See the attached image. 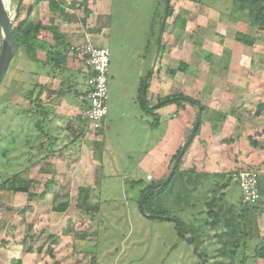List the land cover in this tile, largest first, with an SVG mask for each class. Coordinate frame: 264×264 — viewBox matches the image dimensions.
<instances>
[{"label":"rangeland","instance_id":"rangeland-1","mask_svg":"<svg viewBox=\"0 0 264 264\" xmlns=\"http://www.w3.org/2000/svg\"><path fill=\"white\" fill-rule=\"evenodd\" d=\"M166 1L112 0L102 33L110 50V65L108 114L104 132L96 136L100 142L92 136L95 132L77 120L78 102L61 92L73 81L83 92L86 68L82 59L70 52L66 72L56 70L53 77H46L42 65L29 60L24 49L17 51L0 85V182L19 175L32 184L29 193L0 189V264L12 260L20 264H201L197 254L203 251L210 258L207 264H232L230 258L215 256L220 245L214 236L222 230L220 226L205 227V204L216 182L222 185L235 171L248 167L242 164L241 151L263 142L264 32L250 21L247 10L233 13L232 0H170L173 16L181 20L168 18L163 23ZM34 2L22 0L14 25L30 13L34 23L51 30L58 25L54 31L59 34L69 29V34L80 35V24L60 28L61 22L66 23L48 10L47 1ZM17 3L5 0L11 18ZM73 10L81 20L84 13L76 5ZM237 33L252 37L253 44L237 42ZM46 37L51 41L50 34ZM1 41L0 31V50ZM38 57L43 58V54ZM231 57L234 60L227 61ZM232 61L237 67L231 66ZM180 63L187 66L183 72L178 70ZM162 66L166 76L156 85L157 95L162 100L169 93L193 96L202 105L201 111L196 104L177 100L179 117L174 116L172 122L157 123L155 116L144 113L141 102H150L151 88L147 86L143 95L144 84L148 79L150 82L152 68L155 76ZM168 70H177L181 76L168 79L173 77ZM36 84L59 90L47 100L43 94L42 99L52 110L46 120L57 127L61 152L43 160H38L44 156L38 144L45 137L38 139L39 131L34 127L40 117L21 115L23 109L30 108L23 95ZM211 102L212 108L208 107ZM192 109L194 123L181 143L179 157L158 181L156 169L168 160L165 155L173 151ZM199 114V132L191 141ZM68 121L73 123V134L67 129ZM218 130L219 152L212 158L209 175L202 170L205 137ZM69 140L73 143L68 144ZM191 147L195 152L189 157L193 168L183 170L180 161L173 174L180 156ZM147 175L153 180H147ZM262 180L260 177L258 187L261 185L264 192ZM148 187L158 189L143 205L146 196L141 195ZM222 192L228 204L243 211L241 192L232 179ZM41 193L43 199L39 198ZM85 194L91 196L88 202ZM60 205L66 209L56 210ZM244 211L247 232L264 242V197ZM177 221L184 234L188 230L203 233L197 254L187 243L190 235L179 237Z\"/></svg>","mask_w":264,"mask_h":264},{"label":"trees","instance_id":"trees-1","mask_svg":"<svg viewBox=\"0 0 264 264\" xmlns=\"http://www.w3.org/2000/svg\"><path fill=\"white\" fill-rule=\"evenodd\" d=\"M48 3V10L56 13L58 16L65 19L66 13L65 8L73 9L75 4L67 5L61 0H35L34 3ZM196 1V0H192ZM198 1V0H197ZM200 1V0H199ZM232 9L233 13L243 12L245 10L248 11V15L250 21L258 25V28L264 32V0H232ZM22 4V1H21ZM20 4V5H21ZM82 5V3H81ZM80 5V6H81ZM85 7V6H84ZM22 5L18 9V13L21 11ZM85 15H88V11H84ZM20 14V13H19ZM74 21L81 22L77 19L76 16H72ZM168 18H173V20H181L178 16H173L172 6H168L167 12L165 14V20ZM53 22V21H52ZM175 23V22H174ZM58 27V25H56ZM56 27V28H57ZM54 28V27H53ZM54 28V29H56ZM51 30L50 28H46L42 26L41 23H34L31 20V14L29 13L27 17L21 21H18L12 29L13 36L18 44L19 49H24L26 55L29 60L35 62L37 64L42 65L46 70V77H53L56 70H59V73L66 72L65 64L67 62L68 56L70 52H73L70 48L69 44L64 40V38L57 31ZM46 34H50L51 41L46 40ZM235 40L239 43L245 45H252L254 39L248 35L237 33L235 35ZM18 49V50H19ZM39 53L43 54V58H39ZM17 54V52H16ZM15 54V55H16ZM187 66L184 63H180L178 70L184 71ZM170 75H174L177 70H168ZM88 76V74H87ZM64 81V80H62ZM68 81V80H66ZM62 84V83H61ZM61 86V85H60ZM77 82H70L67 90H61L63 93H67L70 98L76 100L78 103L81 102L79 97L81 95L86 94V90L84 92H79L76 88ZM74 88L73 92H70V89ZM59 90L53 91L49 90L46 86H39L38 84L34 85V87L30 90H27L23 97L30 104L29 109H23L21 115H25L27 118L32 119L34 116H39V120L34 122V127L38 129L39 135L38 139L41 137H45L44 141L39 142L38 149L41 153H44V156L38 158V160H43L44 158H48L51 156H55L61 152V149L58 148L59 137L56 135L57 127H53L50 125V121H47L46 118L48 114L52 113L50 107H45L42 99L43 94H47L46 100L53 95L58 94ZM177 100H185L189 102H193L196 104L200 111L203 109L202 105L195 102L192 98L188 96H169L165 99L159 100V105H165L167 103L175 102ZM82 107L86 104H80ZM142 110L145 114L150 116H155L153 114L154 108H149L147 103H142ZM77 120H82L80 115H78ZM156 118V116H155ZM46 121V125L44 124ZM83 121V120H82ZM84 122V121H83ZM157 122V118H156ZM153 123V125L156 124ZM85 123V122H84ZM85 125H87L85 123ZM200 128V114L198 115V125L192 135L191 141L195 136H197ZM67 129L70 131L73 130V123L68 121ZM101 130V129H100ZM99 130V131H100ZM97 131L96 133H98ZM73 134V131L70 132ZM190 141V143H191ZM73 140H69L68 144H72ZM188 144V146L190 145ZM257 146V143H252ZM65 149V146H64ZM183 155L180 156L174 170L173 174L178 170V166L180 164V160ZM179 157V154L176 158ZM175 158V159H176ZM172 174V176H173ZM171 176V177H172ZM233 175L229 177L226 183L220 185L219 183H215L213 190L211 191V198L205 204V208H207V219L204 221L205 227H209L210 229H215L220 226L222 230L219 234L214 236L216 238L217 243L220 245L219 250L217 251L216 257H225L230 258L232 264H248L249 261L252 264H255L256 261H264V242L260 241L257 236H252L247 232V228L245 225V211L252 209L254 206H245L241 203L240 197V207L243 211H238L235 204H228V202L224 199L226 197V193H223L222 190L228 189L229 183L231 182ZM171 179L168 180L167 184ZM49 183H52L50 181ZM32 182L26 179H22L19 175H11L6 180L0 182V189L5 191H10L13 193H29V189L31 187ZM237 184V183H236ZM165 186V185H164ZM156 187H148L143 190L141 196H146L143 201V205L146 203V199L152 196L157 190ZM44 193H41L39 198H44ZM80 196V195H79ZM91 196L87 194L84 195V201L88 202ZM82 198V197H81ZM239 205V202H238ZM66 206L60 205L56 210L64 211ZM177 223L178 235L180 238H185L190 235L193 237V246L195 250H198V246L201 244L203 238V233L196 230H188L185 234L182 233L183 225L180 222ZM52 250L49 249V253ZM202 257L203 264H207L209 255L206 251L199 253ZM10 264H20L17 261H11Z\"/></svg>","mask_w":264,"mask_h":264},{"label":"crops","instance_id":"crops-1","mask_svg":"<svg viewBox=\"0 0 264 264\" xmlns=\"http://www.w3.org/2000/svg\"><path fill=\"white\" fill-rule=\"evenodd\" d=\"M61 1H63L67 5L75 4L77 7L80 8L81 12L84 13V16L80 20L81 22H76V21H74V19L72 17V16H74L73 15L74 14V10L67 7V8H65V13H66L65 19L61 18L62 21H65L66 24L63 25L62 22L59 24L60 28H62V26L63 27L65 26L66 28H69V27H72L74 24L77 27V26H79V25H77V23L80 24V27H81V31H79L80 35L79 34L78 35L77 34H69V29L66 30V31H61V36L69 44V46L72 49V51L76 47H81L82 45H84L86 43H91L93 45H98V46H105L104 42H103L105 37L102 35V33L106 29L105 28L106 27L105 26V20H106V18H108L109 13L111 11L112 0H61ZM81 3H82V5H81ZM84 11H88L89 14L85 15ZM51 21H53V19H51ZM75 55L78 56L79 58H81L79 55H77V54H75ZM109 56H110V50H109ZM229 60L231 62V60H234V57L233 58L231 57L227 61H229ZM82 61H83V59H82ZM235 61H237V58H235ZM230 62H228V67L229 68H231V66L237 67L236 62L234 64L233 61H232L233 64H231V66H230ZM83 63H84V61H83ZM85 68H86V65H85ZM162 68H163V66L160 67L159 70H156V75L154 76V74H155L154 71L155 70H154V67H153L152 70H151V74H150L151 75L150 82H149V79L147 80L148 88L151 86V88L148 91L149 92V99H150L149 101L150 102L147 103V104H148L149 108H151V109L154 108L153 114L157 118V123H163L165 121L172 122V120H174V116L176 118L179 117V115L177 116V114H176V113H178V111L176 109V105L177 106L179 105L178 102L177 103L174 102V104H172V105L167 104L166 106H163V105L160 106L158 104V102H159V100H161V98L159 97V95H157V87H156V85L159 83V81H161L160 79H161L162 76H166L165 74H163V69ZM84 72L86 74L85 78L87 79V74H88L87 68L84 70ZM230 72L231 71H229V73L227 74V79L228 80L231 78ZM171 76H173V77L169 78L167 76L168 79H175L178 76H181V73L180 72H176L174 75H171ZM86 79H85V83H84L83 92L86 90ZM226 86H229V83H227L225 85V87ZM239 92H240V90H239ZM179 95L188 96L187 94L185 95L183 93H181ZM179 95L178 94L175 95V94H170L169 93L167 96L168 97L169 96L172 97V96H179ZM191 97H193V96H190V98ZM253 97H254V95H253ZM182 101L184 102L185 100H182ZM185 102L190 103L192 105L194 104L193 102H189V101H185ZM80 104L84 105V102L81 101V102H79L77 104V107H78L77 109H79V113L78 114H81L82 109L85 108V106L82 107ZM212 104H214V103L211 102V104H209L208 107L212 108L213 107ZM185 106H187V105H185ZM263 108L264 107H262V109ZM199 111H200V109H199ZM193 112H194L193 109L191 111H189V113H188V115L186 117V120H185L186 121L185 128L180 133L177 131L178 134H179V138H178V140H177V142H176V144L174 146V149H173V151L169 152V154L165 155L166 158L168 157V160L167 161L164 160L161 165H158V167L156 169L157 177L159 179L158 181H162L166 177V175L169 172L168 167L170 166V163H172V161L178 155L181 143L186 139V136L188 135V132H189V129H190V125L194 123L193 122L194 121V117H193V121H192V118L190 117V115H194ZM107 114H108V112H107ZM106 117H107V115H106ZM106 117H105V119H104V121L102 123L101 130L97 134L95 132V133H93L95 135H92L94 137V139L97 140L98 142H100L99 141L100 139L96 138V136H98V135H100L101 133L104 132V129H105L104 126H105ZM211 120H213V118ZM211 124H217V123L216 122L213 123V121H211ZM225 130H224V132H225ZM251 130H255V129L252 127ZM220 134L221 133L218 130L216 132L210 133L208 136L205 137V139H206L205 145H204L205 146L204 147V152L205 153L203 154L204 155L203 157L206 158V159L205 158L204 159L206 160L205 161V166L206 165L207 166L206 167L203 166V168L202 167L201 168H202L203 171L206 169L205 172H207L209 175H211V173H212V171H211L212 158H213V156L215 154L218 155V152H219V150L217 149L216 140L217 139L219 140ZM100 147L101 146L99 145V148ZM207 147H209V149L206 150ZM192 149H193V147H191L188 150V153L186 155H183V158L180 160L181 163L183 162V165H182V169L183 170L186 169V168H189V169L193 168L192 164L190 163V158H189L192 154H195V152L192 151ZM258 156H259V158H258ZM241 161H242L243 165L248 166L246 168H256L259 171V173H260L259 178L262 177L263 178L262 182L264 183V170H263L264 169V139H263V142H261V144H257V146L253 145L249 149H246L245 153H243L241 151ZM260 167H261V169H259ZM148 177H150V179H148ZM146 179L149 180V181L153 180V178L150 175H147ZM259 195L262 198L264 197V192H263V189H262L261 185L259 187Z\"/></svg>","mask_w":264,"mask_h":264},{"label":"built area","instance_id":"built-area-1","mask_svg":"<svg viewBox=\"0 0 264 264\" xmlns=\"http://www.w3.org/2000/svg\"><path fill=\"white\" fill-rule=\"evenodd\" d=\"M73 52L83 59L88 71L86 94L79 97V100L86 104L80 117L91 131L97 132L102 128V123L107 115L109 50L105 46L86 43L81 47H76ZM232 180L239 187L243 205L254 206L258 203L260 198L259 171L256 168L235 171Z\"/></svg>","mask_w":264,"mask_h":264},{"label":"water","instance_id":"water-1","mask_svg":"<svg viewBox=\"0 0 264 264\" xmlns=\"http://www.w3.org/2000/svg\"><path fill=\"white\" fill-rule=\"evenodd\" d=\"M21 1L22 0H18L17 7H16V14L14 17L11 18L9 16L8 9L5 5V0H0V31H1V36H2L1 50H0V85L8 72L12 59L14 58L16 52L19 49L18 44L13 36L12 29L15 23V19L17 17V11L19 9ZM169 3H170V0H167L166 6H165V14L167 12ZM163 23H165V15H164ZM159 49H160V40L158 41V52H159ZM146 89H147V81L145 82L144 87H143V95L145 94ZM197 125H198V118L196 119L195 127L193 128L194 131ZM141 204H143V201ZM166 219L169 220V218H166ZM186 240H187V243H189V245H193V237L189 236L186 238ZM193 252L197 254L195 248H193ZM197 255L201 260V264H203L201 255L200 254H197Z\"/></svg>","mask_w":264,"mask_h":264}]
</instances>
